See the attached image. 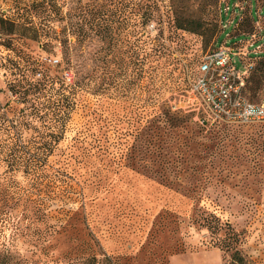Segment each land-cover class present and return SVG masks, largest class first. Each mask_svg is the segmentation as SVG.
Listing matches in <instances>:
<instances>
[{"label": "rangeland", "instance_id": "374dc122", "mask_svg": "<svg viewBox=\"0 0 264 264\" xmlns=\"http://www.w3.org/2000/svg\"><path fill=\"white\" fill-rule=\"evenodd\" d=\"M38 1L0 0V264H264V122L203 125L187 106L202 57L252 34L253 70L233 65L261 104L264 0H60L51 22ZM36 61L54 82L22 102ZM32 103L40 133L62 129L36 179L4 159L33 150Z\"/></svg>", "mask_w": 264, "mask_h": 264}, {"label": "built area", "instance_id": "2783aa9c", "mask_svg": "<svg viewBox=\"0 0 264 264\" xmlns=\"http://www.w3.org/2000/svg\"><path fill=\"white\" fill-rule=\"evenodd\" d=\"M228 11L229 7H226V13ZM247 37L234 47H216L200 60L197 75L189 83L187 106L196 117L201 112L203 125L264 122V99L260 105H252L245 99L244 80L233 65L234 59L243 63L245 58L248 59L243 63L246 72L253 70L250 60L257 58L260 47L253 42L254 34ZM243 43L245 45L240 47ZM65 76L69 79L67 74Z\"/></svg>", "mask_w": 264, "mask_h": 264}, {"label": "trees", "instance_id": "16d2710c", "mask_svg": "<svg viewBox=\"0 0 264 264\" xmlns=\"http://www.w3.org/2000/svg\"><path fill=\"white\" fill-rule=\"evenodd\" d=\"M60 0H41L38 2H35L31 5L30 10H32V13H34V16L36 17H42L41 15H44L48 21H60L61 20V12H60V6H58V2ZM156 10L155 7L146 3L144 5V15L147 18H151L155 15ZM4 22V21H1ZM248 22V21H247ZM175 29L178 31H184V32H191V33H198V28L196 25L193 24L192 21L188 19H182L177 20L175 22ZM36 34V32H34ZM62 45H68V40H65L61 43ZM32 72L33 73H40L42 74V79L35 83H27L28 87L21 89V87L16 88L13 93L15 96H19V99L22 100V102L26 101L27 98L32 97L34 101L37 100L38 95L40 92L44 89L45 85L48 82L53 83L54 79L49 77L47 72H45L44 65L40 63L39 61L32 62ZM78 82L73 83L74 87L78 86ZM41 111L38 110L37 105L32 103L31 105V112L30 116H32L31 121L33 127H30V122L24 121L25 117V110L21 109L19 111L20 116H22V119H20V128L21 130L24 128H31L34 130V133L36 134L34 137V148L32 151H26L20 146L19 144L14 146V148L11 149L10 154L4 158L7 164V172L8 173H15V172H22L24 175L31 177L32 179H36L40 177V173L42 171V168L45 166L47 159L52 155V145H55L56 142L59 141L61 137V132L57 127L51 129L50 132L43 131V133H40L39 127L37 126L38 123L41 122L42 117L39 116ZM168 115V114H167ZM170 121L172 124H174L177 127H182L185 123V119L179 116H172L170 117ZM44 128V127H43ZM45 130V128H44ZM55 130H58L57 132ZM18 143L21 142V135L17 136ZM2 148L0 147V154H1ZM19 162H22L23 165L19 164ZM9 194L7 193V190L1 189L0 190V201H2V206L0 207V216L5 217L8 216L10 213V208L5 210L6 208V201L11 200ZM206 227L208 230L212 228H218V225L212 224L210 222H206V224L203 226ZM239 260V261H238ZM237 262H242L241 259H238ZM233 261L236 262L235 259Z\"/></svg>", "mask_w": 264, "mask_h": 264}]
</instances>
